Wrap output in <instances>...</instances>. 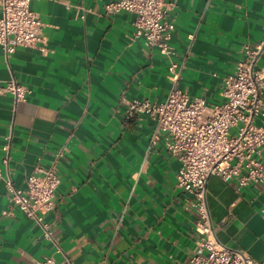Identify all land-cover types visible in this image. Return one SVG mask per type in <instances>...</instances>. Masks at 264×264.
Segmentation results:
<instances>
[{
    "label": "crops",
    "instance_id": "1",
    "mask_svg": "<svg viewBox=\"0 0 264 264\" xmlns=\"http://www.w3.org/2000/svg\"><path fill=\"white\" fill-rule=\"evenodd\" d=\"M110 1L30 2L43 42L17 47L8 58L0 49V82L14 77L30 90L16 105L0 96V168L24 188L37 165L47 168L61 153L55 206L45 220L73 264H187L196 216L189 196L175 187L179 163L163 134L151 145L150 118L126 119L133 100L164 101L168 59L135 35L133 14L105 16ZM166 1L178 87L208 105L221 103L223 77L246 45L264 37V0ZM257 69L264 72V53ZM257 124L264 127V120ZM241 195L264 217V187ZM8 208L0 181V264L50 255L60 264L39 226L16 209L4 215ZM237 241L264 264V244L244 230Z\"/></svg>",
    "mask_w": 264,
    "mask_h": 264
},
{
    "label": "built area",
    "instance_id": "2",
    "mask_svg": "<svg viewBox=\"0 0 264 264\" xmlns=\"http://www.w3.org/2000/svg\"><path fill=\"white\" fill-rule=\"evenodd\" d=\"M31 1L0 0V49L5 58L17 47H36L43 42V24L30 10ZM170 7L166 0H113L103 7L105 16L133 14L135 35L143 39L145 47L156 49L168 59L171 87L164 101L133 100L126 119L150 118L155 123L151 145L163 134L167 153L179 163L175 187L189 196V207L196 216L194 248L187 264H258L238 243L237 235L248 231L264 244V217L241 195L249 187H264V127L257 124L264 120V72L257 69L264 53V37L244 47L242 58L222 79V102L208 105L202 98H190L178 87L180 70L172 60L170 45L174 25L166 19ZM29 94V88L14 77L0 82V96L10 95L14 105L24 102ZM9 143L7 137L3 146L6 156L2 159L5 168ZM59 156L61 153L47 168L37 165L25 177L24 188L15 187L9 174H3L0 168L9 204L3 214L11 215L16 209L32 219L54 253L62 256L60 264H73L45 220L55 206ZM34 264L56 262L50 255Z\"/></svg>",
    "mask_w": 264,
    "mask_h": 264
}]
</instances>
